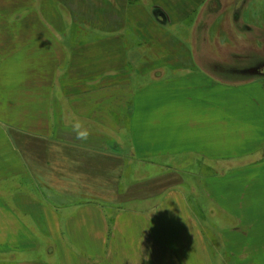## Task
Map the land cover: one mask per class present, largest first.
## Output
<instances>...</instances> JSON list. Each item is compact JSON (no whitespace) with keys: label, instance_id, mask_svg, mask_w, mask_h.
<instances>
[{"label":"crops","instance_id":"0c3cea01","mask_svg":"<svg viewBox=\"0 0 264 264\" xmlns=\"http://www.w3.org/2000/svg\"><path fill=\"white\" fill-rule=\"evenodd\" d=\"M257 2L0 0V123H17L0 134V264H264ZM161 26L189 28L186 52ZM129 33L157 50L137 76ZM231 37L244 46L222 51Z\"/></svg>","mask_w":264,"mask_h":264},{"label":"rangeland","instance_id":"374dc122","mask_svg":"<svg viewBox=\"0 0 264 264\" xmlns=\"http://www.w3.org/2000/svg\"><path fill=\"white\" fill-rule=\"evenodd\" d=\"M257 1H258L257 4L255 3V6H252L249 12L251 13V10H253V9L256 11L257 15H256L255 23L259 24V26L261 28H263L264 27V0H257ZM249 12H247V14L245 16V19H246L247 22H249L250 19L252 18V16L250 17ZM31 14H33V13H31ZM64 14H66V13H64ZM13 16L16 19H19V20L29 21L28 19L30 17V12L29 11H27V12H18V14L16 12V13H13V14L6 15L5 18H1V20H5L6 19V20L10 21L9 18H12ZM27 16H28V18H27ZM40 17H41L40 20L43 21L44 25H46L43 16L40 15ZM252 19L255 20L254 17ZM66 30H67V34H70L69 31H71L72 29H66ZM101 30H103V32L107 31L106 29H101ZM101 30L97 29L96 31L98 33H101ZM157 31L160 33V35L162 37H171L170 38V42H172V43H170V46H171V48L174 49V51L177 50V51H182L183 53L186 52V50H184V48L186 47V45L188 46L186 40H187V38L189 36V31H190L189 28H177V27L174 28L172 26H161V27L158 28ZM127 37L129 38V41H128L129 51H128V53H129V55L131 57V60H133L132 61L133 62V65H132L133 72L132 73L134 74V76H137L139 70L142 69L143 67H145V60L144 59L141 60V56L143 55V53H145V52L152 53V52L157 51V50L152 48V46H153L152 42L153 41H150L151 44H148V45L144 44V45H142L140 47V45H137L140 39H138L137 37H134L132 35V33H129L127 35ZM245 42H246L245 43V47H251V45H250L248 40H245ZM262 44L263 45L255 46V48H259V50L263 51V52H260V53L264 54V43H262ZM226 45L228 46L227 48L225 47ZM222 46H224V47H220V49L222 51H227L229 49L230 50L241 49V47H243L244 45L243 44H239L236 38L231 37L230 43L229 44L225 43ZM216 48H217V46L212 44L211 48H209L207 50L211 51V49H212L213 51H215L217 53ZM160 51H162V52H171L172 50H170L169 47H166L165 50H160ZM250 51H253V50H250ZM146 58H148V57H146ZM220 62H222V61H220ZM247 66L248 67H257V68H259L261 70H264V58H263V61L260 62V64L255 63L254 60H250V63L247 64ZM252 72L251 71H249V72L247 71L248 74H252ZM252 76L253 75L247 76L249 78H253V81L251 82V84L252 85L258 84L257 86H259V85L263 86V90H264V75H262V77H260V78L259 77L257 78V77H254V76L252 77ZM259 79H263V80H259ZM251 89H253V87ZM246 94H247V100L249 98L258 99V94H257V92L254 89L253 90H250V89L247 90ZM5 110L7 111V113L5 115V117L7 119H9L8 116H14L15 117L16 114L18 115L19 112H20V109H11V108H9V109H5ZM2 132H6V133L7 132L12 133L13 132V134H15V132H17V123H9V122L0 123V134ZM13 143L16 146H17V143H22L21 145L23 147H25V148L30 146L29 143L25 142V140L18 141L17 140V135L14 136ZM105 206H107V205H105ZM40 240H41V237H40ZM65 240L68 243V245L71 247V250L73 252H75L76 255H82L80 253V249L77 248L78 247V245H77L78 239L77 238L74 239V237L73 238H70V237L68 238L67 236H65ZM39 249L40 250L38 252L31 253V256L33 257L32 260L43 261L44 263H46L47 259H46V255L43 254L44 251H41L42 247H39ZM89 254H91V253H89Z\"/></svg>","mask_w":264,"mask_h":264},{"label":"clouds","instance_id":"9594fccd","mask_svg":"<svg viewBox=\"0 0 264 264\" xmlns=\"http://www.w3.org/2000/svg\"><path fill=\"white\" fill-rule=\"evenodd\" d=\"M81 126L78 124L75 126V131L77 134V139L86 140L88 138V134L85 131H81Z\"/></svg>","mask_w":264,"mask_h":264}]
</instances>
